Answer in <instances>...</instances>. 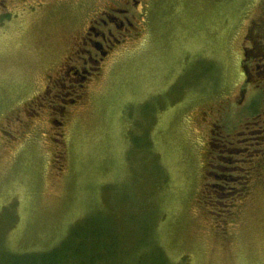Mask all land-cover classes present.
I'll use <instances>...</instances> for the list:
<instances>
[{
	"label": "rangeland",
	"instance_id": "1",
	"mask_svg": "<svg viewBox=\"0 0 264 264\" xmlns=\"http://www.w3.org/2000/svg\"><path fill=\"white\" fill-rule=\"evenodd\" d=\"M101 1L0 0V264L83 220L116 234V264L155 246L171 264H264V0H145L144 39L114 52L64 137L46 109L7 142ZM248 166L228 210L210 170Z\"/></svg>",
	"mask_w": 264,
	"mask_h": 264
},
{
	"label": "flooded vegetation",
	"instance_id": "2",
	"mask_svg": "<svg viewBox=\"0 0 264 264\" xmlns=\"http://www.w3.org/2000/svg\"><path fill=\"white\" fill-rule=\"evenodd\" d=\"M144 2L145 0H111L110 3L109 0H103L95 10L90 11L84 20V22L87 20L85 27L77 35L78 42L69 48L59 66L52 69L54 73L47 74L46 85L42 92L24 102L27 108L24 110L25 116L17 118L20 121V129L18 126L13 133L11 131L8 133L4 129V133L8 135V143L9 141L15 143L22 137L25 138L30 123L34 122V125V119L39 118L46 109L49 113L50 128L53 127L54 133L59 134L53 138L57 140L64 137L62 129L65 121L67 122L76 106L82 105L89 92L88 87L90 88L100 76L105 64L114 56V52L125 41L144 39L146 26L149 23V3L144 4ZM13 117L12 121H14ZM247 129L252 133L249 128ZM259 139L258 144L262 146L264 136L261 141ZM260 155L264 162V146ZM246 171L250 174V185L246 193L248 194L252 180L249 166Z\"/></svg>",
	"mask_w": 264,
	"mask_h": 264
},
{
	"label": "trees",
	"instance_id": "3",
	"mask_svg": "<svg viewBox=\"0 0 264 264\" xmlns=\"http://www.w3.org/2000/svg\"><path fill=\"white\" fill-rule=\"evenodd\" d=\"M221 158V157H219ZM225 159V158H224ZM223 161V158H221ZM222 164V163H220ZM222 167V166H221ZM222 169H225L222 167ZM246 171V168H242ZM212 183L209 184V191L221 193V198L228 197L224 189L232 191L231 198L226 206L230 210L238 198H242L248 192L250 185V174L246 171L238 176L219 170L218 167L210 170ZM236 179L238 186L230 185L229 180ZM220 189V190H216ZM223 189V190H222ZM218 193V194H219ZM212 194V192L210 193ZM235 194V195H234ZM220 201V200H219ZM223 204V201H220ZM87 219V218H86ZM86 220L77 222L67 232L61 242L45 250L26 251L23 253H6L4 264H116L111 258L115 254L117 237L114 232L107 233L101 226L88 227L84 224ZM143 244V243H142ZM141 247L137 259L139 264L150 259V264H171L164 251L155 246L150 252Z\"/></svg>",
	"mask_w": 264,
	"mask_h": 264
},
{
	"label": "water",
	"instance_id": "4",
	"mask_svg": "<svg viewBox=\"0 0 264 264\" xmlns=\"http://www.w3.org/2000/svg\"><path fill=\"white\" fill-rule=\"evenodd\" d=\"M246 71V70H245Z\"/></svg>",
	"mask_w": 264,
	"mask_h": 264
}]
</instances>
